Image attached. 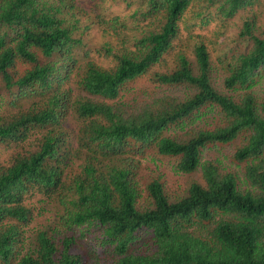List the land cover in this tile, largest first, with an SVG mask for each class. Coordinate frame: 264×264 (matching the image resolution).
<instances>
[{"label":"trees","instance_id":"trees-1","mask_svg":"<svg viewBox=\"0 0 264 264\" xmlns=\"http://www.w3.org/2000/svg\"><path fill=\"white\" fill-rule=\"evenodd\" d=\"M259 3L0 0V146L14 147L0 163V264H264ZM229 22L235 47L225 29L196 32ZM215 49L226 93L211 82ZM143 78L188 92L139 97ZM227 146L239 173L203 161ZM150 154L201 181L172 194L154 173L142 187ZM35 196L56 227L30 230Z\"/></svg>","mask_w":264,"mask_h":264},{"label":"rangeland","instance_id":"rangeland-1","mask_svg":"<svg viewBox=\"0 0 264 264\" xmlns=\"http://www.w3.org/2000/svg\"><path fill=\"white\" fill-rule=\"evenodd\" d=\"M251 11L252 15L256 16L257 18V26H262L264 28V0H260V3L253 7ZM235 21L237 22L238 20L236 19ZM231 23L234 22H229L228 25L224 28H222L221 25L212 24L206 29H196V32L200 33L201 35L207 38H213L218 34L217 32L223 31L225 29V42L229 44L230 47H235L238 44V28L236 23H234V25H232ZM220 40V42H222L224 38H220ZM231 42L232 44H230ZM221 47H223V44H221L220 49ZM220 49H215V51L211 53V82L213 84V87L217 91L226 93L227 90L224 87L225 74L222 71L221 64L219 62V60L223 57V53ZM165 61L166 66L172 67L173 54H170V56L165 57ZM100 63L105 66L109 64L108 61H100ZM153 71L164 72V64L158 65L153 69ZM135 91H138L137 94L139 97L144 98L161 96L163 94L182 96L184 93L188 92L185 88L171 89L167 87H159L149 82L148 78H143L138 83H136L132 88V93H135ZM255 91H259L261 93V96L264 97V76L259 81L258 85L255 88ZM2 108L3 109H0V114L6 115L10 113L9 108ZM12 146L13 145H10V147L0 146V163H5L7 161L8 157L14 150V147ZM233 150L234 149L231 146L209 148V150H206L203 154V161L208 158L219 160L223 167L231 169V171L234 170L239 173L243 170L241 168L243 166L241 165L240 167L232 164V160L230 157L233 153ZM140 162L142 165L139 173L140 177H143L140 181L141 186L145 185L150 179L149 177L152 176L154 173H158L163 177L166 184V189L169 193L172 194H181V191L187 188L188 183L193 180L199 182L201 181V170H198L197 172L191 175L179 173L175 170L176 161L172 158L159 157L150 154L144 157L143 159H140ZM146 199L147 198L143 194L138 201L139 206H144L146 204ZM39 201L40 197L37 196L28 199L27 201L28 205L33 206L34 211V220L30 225V230L39 229L42 226L46 225L56 227V214L55 210L53 209V206L50 205L48 202L41 203Z\"/></svg>","mask_w":264,"mask_h":264}]
</instances>
